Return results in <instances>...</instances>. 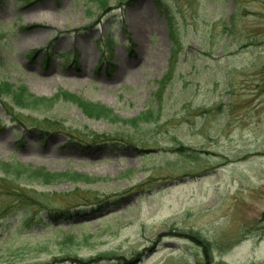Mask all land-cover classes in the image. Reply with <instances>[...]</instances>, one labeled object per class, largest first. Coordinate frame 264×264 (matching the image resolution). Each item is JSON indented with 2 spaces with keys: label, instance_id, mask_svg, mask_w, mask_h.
Masks as SVG:
<instances>
[{
  "label": "rangeland",
  "instance_id": "obj_1",
  "mask_svg": "<svg viewBox=\"0 0 264 264\" xmlns=\"http://www.w3.org/2000/svg\"><path fill=\"white\" fill-rule=\"evenodd\" d=\"M0 82L53 102H0V162L96 180L0 172V264H264V0H0Z\"/></svg>",
  "mask_w": 264,
  "mask_h": 264
},
{
  "label": "trees",
  "instance_id": "obj_2",
  "mask_svg": "<svg viewBox=\"0 0 264 264\" xmlns=\"http://www.w3.org/2000/svg\"><path fill=\"white\" fill-rule=\"evenodd\" d=\"M95 1L99 2L101 7L104 8L108 5L109 0ZM169 79L170 78L168 74L163 79L161 84H166ZM64 98H66L71 103L76 104L81 109L85 117H87L89 120H111L112 122L119 121L117 117H114L113 112L111 110H108L100 104L85 102L72 95H65ZM6 101H8V103L17 110H25L30 108L34 109L42 105L52 107L53 105V102L51 100L38 99L34 97L28 92V90L24 86L17 87L12 84H9L8 82H0V102ZM153 119H155L153 113L148 112L145 115H142L134 120L127 121L124 123L125 125L131 124L133 127H137L138 124H140L141 122H149ZM99 138H101V136L95 139ZM0 172L4 179H13L16 183H20L22 181V178L26 179V182L30 181V183L33 184L38 183L47 186L56 185L65 181L73 182L74 184H79L81 182L91 184L96 182V180H92L88 176L79 175L76 173H53L45 169L26 168L19 164H10L4 162H0ZM20 197L24 198L25 196L20 195ZM85 240L88 241V238H85ZM67 259H70V257L67 256L65 259H56L54 260V263L56 264V261L64 262L67 261ZM101 261H116L119 263L125 262V264H135L137 262L134 260L127 261L123 255H121L120 253L118 254L116 252L100 253L96 257L88 258V260L78 259V257L74 258L73 260V262L76 264H99Z\"/></svg>",
  "mask_w": 264,
  "mask_h": 264
},
{
  "label": "bare ground",
  "instance_id": "obj_3",
  "mask_svg": "<svg viewBox=\"0 0 264 264\" xmlns=\"http://www.w3.org/2000/svg\"><path fill=\"white\" fill-rule=\"evenodd\" d=\"M142 18H143V17H142ZM141 29H142L143 31L146 30L144 26H141V27H140V30H141ZM36 88H37V87H36ZM38 90H39V88H38Z\"/></svg>",
  "mask_w": 264,
  "mask_h": 264
}]
</instances>
